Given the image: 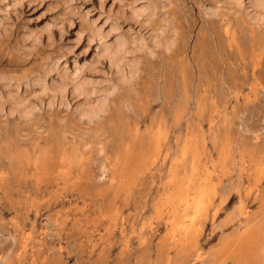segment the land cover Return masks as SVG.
Instances as JSON below:
<instances>
[{"label":"rangeland","instance_id":"obj_1","mask_svg":"<svg viewBox=\"0 0 264 264\" xmlns=\"http://www.w3.org/2000/svg\"><path fill=\"white\" fill-rule=\"evenodd\" d=\"M263 258L264 2L0 0V264Z\"/></svg>","mask_w":264,"mask_h":264},{"label":"bare ground","instance_id":"obj_2","mask_svg":"<svg viewBox=\"0 0 264 264\" xmlns=\"http://www.w3.org/2000/svg\"><path fill=\"white\" fill-rule=\"evenodd\" d=\"M259 2H261V3H263L264 2V0H259ZM145 7V6H144ZM141 9H142V7H141ZM140 9V11H142ZM143 40V39H142ZM155 40V39H154ZM167 40V39H166ZM144 41V40H143ZM103 43V42H102ZM113 44V43H112ZM151 44V43H150ZM149 44V45H150ZM156 44H160V43H154V45H153V47H150V49L151 48H156ZM162 44H165V42L163 41V43ZM156 45V46H155ZM166 45V44H165ZM124 46H125V42H124V40L123 39H119L118 41H117V45H116V47H114V49L113 50H111L109 47H107L106 45L104 46V53H108L109 54V57H106V58H109V61L111 62V63H114V64H117L118 62H119V59H121L120 57L121 56H123V52H124ZM148 46V45H147ZM111 47V46H110ZM147 49V48H146ZM148 50H149V48H148ZM152 50H154V49H152ZM119 66V65H118ZM126 66V65H125ZM119 68V67H118ZM120 69V68H119ZM122 69H124V66H123V68ZM78 71V70H77ZM126 71V70H125ZM74 73H76V72H74ZM126 74V73H125ZM128 75V74H127ZM125 76H123V75H120V78L121 79H123ZM81 80V79H80ZM65 81V80H64ZM79 81V80H78ZM124 81V80H123ZM80 82V81H79ZM73 84V83H72ZM111 85V84H110ZM114 85V84H113ZM62 86V85H61ZM74 86V85H73ZM76 86V85H75ZM84 86V84H82V86H77L78 88H82ZM93 110H95V109H93ZM97 111H99V110H97ZM96 113V112H95ZM88 115V114H87ZM91 116H93V115H91ZM201 200L199 199V200H196L195 202H194V205H195V209L196 210H198L199 208H200V206H201ZM181 206V205H180ZM186 206H188V205H186ZM189 211V210H188ZM187 225H184V229H186L187 227H186ZM260 264H264V258H263V260H262V262H260Z\"/></svg>","mask_w":264,"mask_h":264}]
</instances>
